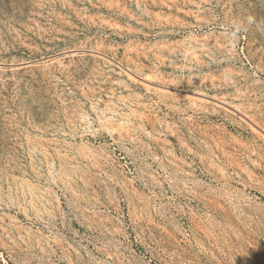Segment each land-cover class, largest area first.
<instances>
[{"label":"rangeland","instance_id":"374dc122","mask_svg":"<svg viewBox=\"0 0 264 264\" xmlns=\"http://www.w3.org/2000/svg\"><path fill=\"white\" fill-rule=\"evenodd\" d=\"M0 264H264V0H0Z\"/></svg>","mask_w":264,"mask_h":264}]
</instances>
